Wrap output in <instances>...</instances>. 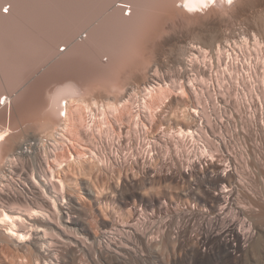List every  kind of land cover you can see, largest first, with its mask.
I'll use <instances>...</instances> for the list:
<instances>
[{"label": "bare ground", "instance_id": "obj_1", "mask_svg": "<svg viewBox=\"0 0 264 264\" xmlns=\"http://www.w3.org/2000/svg\"><path fill=\"white\" fill-rule=\"evenodd\" d=\"M241 3L242 0H232L231 4L228 0H0V114L9 115V126L0 129V264L5 261L4 255L11 254L24 264H178L180 254L185 264L202 258L257 263L264 199L263 190L260 193L259 185L254 189L248 178L257 179L264 189V62L253 57H264V9L254 0L249 13ZM255 7L257 10H253ZM4 8L8 9L6 13L2 12ZM126 10L128 15L124 14ZM229 10L238 19L240 30L231 35L222 29ZM201 14L202 21L198 20ZM210 15H214L215 24L207 23ZM157 16L159 20L151 27L140 21ZM131 27L136 32L129 33ZM184 27L195 33L187 42L184 57L165 71L149 67L163 52L167 44L164 38ZM143 28L152 29L146 43L139 32ZM45 48L43 66L34 73L24 70L25 64L39 57ZM88 49L96 53H88ZM119 56L122 60L115 66ZM68 59L92 61L104 98L90 96L91 86L82 87L68 80L48 91L39 89L45 92L41 101H22L23 94L37 92L33 80L47 79L52 64ZM132 64L137 65L135 70ZM132 74L138 77L135 82L149 74L151 80L144 85H130L135 77ZM153 93L160 98L166 94L179 98L173 116L188 120L196 128L186 133L192 138L197 132L195 137L207 139L205 129L198 123L210 125L209 106L214 110L230 108L237 114V120L229 115L221 123L225 134L220 144L208 140L202 149L211 159L212 168L216 169L214 158L219 155L221 163L217 162V166L222 165L223 172H232L223 179L219 193L222 203L212 204L208 214L189 207L174 211L166 220L154 216L136 222L116 220L98 238L75 216L82 205L74 197L75 191L68 193L72 190L64 179V158L58 161L62 156L57 153L64 145L77 148L76 143H84V152L69 154L65 167L71 171L72 164L76 167L92 161L96 168L106 169L108 158L98 151L94 135L99 139L114 124L120 128L123 121L113 117L119 109L135 102V95L145 99ZM230 95L234 99L228 102L225 98ZM148 100L144 101L147 117L140 121L143 128L147 123L155 126ZM72 103L82 104L87 110V124H82L81 118H71ZM33 115L37 117L33 132L14 133ZM128 119L129 114L124 120ZM75 122L79 130L73 138L68 129ZM132 123L137 124L134 119ZM160 125L161 121L155 127ZM180 134L183 136V132ZM127 136L120 133L118 145ZM112 144V140L104 144L110 152ZM82 185L89 200L97 203L93 184L86 180ZM156 209L167 212L168 206L161 204ZM106 225L104 222L103 227ZM193 230L198 232L194 246L184 244L186 233ZM171 236H175L174 240Z\"/></svg>", "mask_w": 264, "mask_h": 264}, {"label": "rangeland", "instance_id": "obj_2", "mask_svg": "<svg viewBox=\"0 0 264 264\" xmlns=\"http://www.w3.org/2000/svg\"><path fill=\"white\" fill-rule=\"evenodd\" d=\"M252 1L254 0H242L241 3V5H243L249 13L252 12V8L250 6ZM255 2L258 3V5H263L261 9H264V0H255ZM4 9L2 12H4ZM253 10H257V7ZM232 11L233 10H229L225 15V19L223 18L225 22L222 23V29L225 33H227V35L240 31L238 27L239 21L238 19L236 20V16ZM124 14L128 15V11L126 10ZM202 17H204L203 14L199 16L198 20H201ZM158 20L159 17L157 16L154 18H144L140 21L151 27ZM207 23L215 24L214 15H210V17H208ZM216 25H220V23H216ZM151 30L152 29L150 28H143L140 31L137 30L144 35L142 36L144 37L145 43L148 40L147 34L152 32ZM128 32L134 33L136 31H134V28L131 27ZM81 36L82 38L84 37L83 34ZM193 37H195V33L190 29L185 27L177 28L175 33H172L170 36H166L164 38L167 44L164 47L163 52L149 63V67L165 71L173 66L184 57L187 42L191 41ZM180 46L182 47L180 48ZM46 48L40 52V55L43 53V56L41 55L40 57L39 55V57L36 56L31 58L32 61L30 60L25 64L27 68L24 67V70L28 72L32 70L30 73H34L37 69L43 66L46 62L44 58L47 56L45 55V53L47 54ZM141 48L144 49L145 45ZM182 48L183 51L181 50ZM60 49H62V47ZM142 51L145 52V50ZM87 52L96 53V50L88 49ZM253 57L259 62H264L263 56L260 57V55H257L259 58H256L254 55ZM35 59L38 60L36 61ZM40 59L42 61H40ZM123 59L127 60L129 58L124 57ZM121 60L122 58L119 56L115 60V66H117ZM103 61H105V58ZM38 65L39 67H36ZM50 67L52 68L47 70L50 71L47 74V79H36L32 81V85H35L37 92L23 94L21 97L23 102L28 101L29 104H34L36 101H41L44 98L45 92H39V89L47 88L48 91L51 90L55 84H61L68 80L75 81L82 85V87L85 85L91 86L90 96H93L96 99L104 98L100 91L101 89L97 86L99 83L97 84L96 66L92 63V61H89L88 59H68V61L62 64L56 63L52 64ZM135 67H137V65L132 64V68L134 70ZM134 74H132V76ZM132 76H130V78ZM134 78L130 82V85L142 83L144 85L151 80L150 74L146 75L145 78L140 81L138 80L137 82H135L136 78H138L137 75ZM15 80L13 81L17 84L18 82ZM13 81H11L12 85H14ZM130 85H128V88ZM164 97L160 98L156 93L145 97V99L142 98V95H135V102L132 104H126L119 109L118 114L113 116L117 117L118 120L123 121L120 128L114 124L112 126L113 129L108 132L101 133L99 139L94 135V142L98 144V151L103 156L108 158L106 169L100 167L96 168L95 163L92 161L83 162L82 165H78L76 167L75 165L73 167V164H70L71 171L70 168L65 167L69 154L84 152L82 149L84 148V145H86L84 143H76L78 146L77 148H71L76 145L67 144L66 147L64 145V149L57 153L59 157L62 156L61 158H58V161L64 158L61 161L65 162L62 164V167L64 166L66 175L64 176L62 174V176H64L66 183L72 190L68 193L72 194L75 191L76 194L74 197H77V201H79L82 205L75 216L78 220L86 224L90 228L91 232L98 238L102 236L101 234L105 230L110 228L109 223L116 220L120 222H134L135 220L136 222L138 219L140 221L143 220L144 217L150 218L152 216L156 219L166 220L167 218L169 219L170 215L174 214V211L178 212L179 209L180 212L189 207H191L192 210L208 214L213 209L211 206L212 204L217 206L222 203L219 193L225 183L223 179L226 178V174L229 175L232 172H223L222 165L217 166V162L221 163L219 155H215L214 158L216 161L213 164L216 166V169L212 168L210 164L211 159L206 158V153L202 149L208 145V140L212 143L220 144L221 138L225 134L221 123H224L229 115H232L234 119L237 120V114H235L234 110L230 108L214 110L211 106H209L208 114L211 119L210 125H207L203 121L198 123L199 126H202L205 129L207 139H204L203 137H195L197 132L193 133L194 135L192 138L191 134H188L187 136L186 133H189L188 130L192 131L196 128H193L188 120H179L173 116L174 108H176L175 102L179 98L177 96H173L172 94H166ZM166 98L167 101L170 102H167ZM147 99H149L148 105L150 112L154 115V125L156 126L157 122L161 121V125L157 128L148 123L146 124V128H143L140 123L144 116L147 117L146 115L148 114V110L145 108L144 104V101ZM233 99V95L225 98L228 102L233 101ZM2 101L3 97L0 99V108L3 106L1 105ZM5 101H7L6 97ZM188 105L190 106L189 103ZM69 112H71L70 114L72 119L76 121L78 118H81L82 124H87L89 114L82 104L72 103L70 105ZM128 114L129 119L128 121H125L124 119ZM97 117L98 116L96 114V118ZM8 119V114H5V116L4 113L0 114V129L8 125ZM132 119H134L137 124H133ZM36 121L37 117L34 115L27 118L26 122L17 126L14 133H19L23 130L33 132ZM231 127L236 128L233 126ZM78 130L79 124L75 122L69 127L68 133L73 138H76ZM180 132H183V136ZM120 133L123 136L127 134L128 139L122 138L118 145L117 137ZM108 140H112L113 143L109 148L112 153L107 149L108 147L104 145ZM125 140L128 141L126 142ZM85 147H87V145ZM208 154L209 151L207 152V155ZM78 167L80 168L76 169ZM86 180L90 181L97 191V203L90 201L83 190L82 183ZM248 180L254 189L255 185H259L258 190L260 193L261 190H263L262 196L264 199V189L257 182V179L254 181V179L251 180L248 178ZM161 204L168 206L167 212H158L156 208H158ZM150 207L154 208L153 214ZM145 209H149L146 214L143 213ZM104 222H107L108 224L105 228L103 227ZM263 231L264 225L263 227L260 226L259 233L261 235V250L257 255L258 257H255L257 262L255 264H264ZM197 236L198 232L195 230L189 233L187 232V241H184L185 243H183H189V246H194ZM174 238L175 236H171L170 239L174 240ZM61 249L62 247L59 248L60 254L61 256H64L65 253L62 254ZM215 250L222 255L220 248L215 247ZM3 260L5 261H2V264H24L21 263L20 258H18L16 254H11L10 256L4 255ZM177 262L178 264H185L183 263L181 254L180 256H177ZM114 263L118 264L116 262H113V264ZM164 263L165 261H162L161 264ZM251 263L254 264L253 262H250V264ZM57 264H61V261ZM186 264L234 263L232 261L225 262L221 260L202 258L196 260V262L194 261L193 263Z\"/></svg>", "mask_w": 264, "mask_h": 264}, {"label": "snow or ice", "instance_id": "obj_3", "mask_svg": "<svg viewBox=\"0 0 264 264\" xmlns=\"http://www.w3.org/2000/svg\"><path fill=\"white\" fill-rule=\"evenodd\" d=\"M228 3L231 4V3H232V0H228ZM7 11H8V9L5 8V9H4V12H7Z\"/></svg>", "mask_w": 264, "mask_h": 264}]
</instances>
